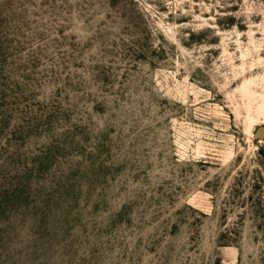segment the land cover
I'll list each match as a JSON object with an SVG mask.
<instances>
[{"label": "rangeland", "instance_id": "374dc122", "mask_svg": "<svg viewBox=\"0 0 264 264\" xmlns=\"http://www.w3.org/2000/svg\"><path fill=\"white\" fill-rule=\"evenodd\" d=\"M249 80L264 0H0V264H264Z\"/></svg>", "mask_w": 264, "mask_h": 264}, {"label": "bare ground", "instance_id": "6f19581e", "mask_svg": "<svg viewBox=\"0 0 264 264\" xmlns=\"http://www.w3.org/2000/svg\"><path fill=\"white\" fill-rule=\"evenodd\" d=\"M254 83L255 82L253 80L245 81L242 85V92L243 95L248 98V100L253 101V103L255 104L254 101L259 97H256V91L251 89V85H255ZM258 101H256L258 102V105L256 106L255 113L254 115H252V125H264V95H261ZM248 102L246 104H248Z\"/></svg>", "mask_w": 264, "mask_h": 264}, {"label": "snow or ice", "instance_id": "6c2138e0", "mask_svg": "<svg viewBox=\"0 0 264 264\" xmlns=\"http://www.w3.org/2000/svg\"><path fill=\"white\" fill-rule=\"evenodd\" d=\"M259 134H260V135H264V130H262Z\"/></svg>", "mask_w": 264, "mask_h": 264}]
</instances>
